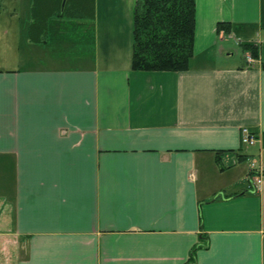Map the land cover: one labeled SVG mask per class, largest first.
Instances as JSON below:
<instances>
[{
    "label": "crops",
    "instance_id": "0c3cea01",
    "mask_svg": "<svg viewBox=\"0 0 264 264\" xmlns=\"http://www.w3.org/2000/svg\"><path fill=\"white\" fill-rule=\"evenodd\" d=\"M196 1L184 71L132 68L136 0L5 25L0 264H264V0Z\"/></svg>",
    "mask_w": 264,
    "mask_h": 264
},
{
    "label": "trees",
    "instance_id": "16d2710c",
    "mask_svg": "<svg viewBox=\"0 0 264 264\" xmlns=\"http://www.w3.org/2000/svg\"><path fill=\"white\" fill-rule=\"evenodd\" d=\"M196 0H136L132 68L144 71H184L194 55ZM52 17L95 18V0H32L29 38L45 40ZM218 32H232L230 22H219ZM246 54L259 57L254 44L242 45ZM247 63V62H246ZM190 261H194V254Z\"/></svg>",
    "mask_w": 264,
    "mask_h": 264
},
{
    "label": "rangeland",
    "instance_id": "374dc122",
    "mask_svg": "<svg viewBox=\"0 0 264 264\" xmlns=\"http://www.w3.org/2000/svg\"><path fill=\"white\" fill-rule=\"evenodd\" d=\"M31 3L32 0H0V18H2L0 21V34H4L3 39L6 41L5 47L10 51V55H13V52L11 50L13 46L15 48L16 39L15 36L13 37L12 33L14 31L13 25H11L9 28H7L5 25L9 26V22H12L15 23L14 25L16 26V28H22V25H24V23H28L31 14ZM11 10L17 11V17H15L14 19H10L12 18ZM8 31L9 34L7 33ZM1 49L2 48H0V50ZM255 159L256 163H258V157H256ZM258 166L259 163L257 164V168Z\"/></svg>",
    "mask_w": 264,
    "mask_h": 264
},
{
    "label": "built area",
    "instance_id": "2783aa9c",
    "mask_svg": "<svg viewBox=\"0 0 264 264\" xmlns=\"http://www.w3.org/2000/svg\"><path fill=\"white\" fill-rule=\"evenodd\" d=\"M245 58L247 64L249 65H252L256 62V58L253 57L251 54H246ZM241 140H242V144L252 146L258 141V138L255 135V133H253L249 128L244 127L241 130ZM257 164L258 163H256V161L251 163L252 169L257 171L259 174V177L255 179L256 185L262 182V178L264 176V171L260 168V166L257 168Z\"/></svg>",
    "mask_w": 264,
    "mask_h": 264
}]
</instances>
